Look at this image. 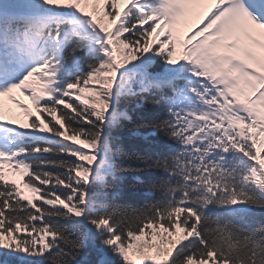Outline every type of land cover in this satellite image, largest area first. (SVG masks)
I'll return each instance as SVG.
<instances>
[{
    "label": "snow or ice",
    "instance_id": "snow-or-ice-1",
    "mask_svg": "<svg viewBox=\"0 0 264 264\" xmlns=\"http://www.w3.org/2000/svg\"><path fill=\"white\" fill-rule=\"evenodd\" d=\"M0 264H264V0H0Z\"/></svg>",
    "mask_w": 264,
    "mask_h": 264
},
{
    "label": "trees",
    "instance_id": "trees-1",
    "mask_svg": "<svg viewBox=\"0 0 264 264\" xmlns=\"http://www.w3.org/2000/svg\"><path fill=\"white\" fill-rule=\"evenodd\" d=\"M137 111L138 110H133L130 112V114L136 118ZM135 132L136 130L133 128V126H129L128 128L122 129L119 132L126 151L129 149L135 150V148L139 147L141 144V139L135 134ZM158 139L164 141L163 137H159ZM125 166L132 168L137 167L134 162L126 163ZM136 175H139L141 180L145 181V183L137 182L135 179ZM160 175V173L153 172L151 170L138 173H125L122 183V190L117 201L121 205V208L131 211L133 209L143 208L145 205L154 203L157 199H159L158 193L148 191V184L155 182ZM78 236L79 232L77 231L72 233L70 238L75 239ZM79 255L85 262H90L95 259V252L91 247L80 249Z\"/></svg>",
    "mask_w": 264,
    "mask_h": 264
},
{
    "label": "rangeland",
    "instance_id": "rangeland-1",
    "mask_svg": "<svg viewBox=\"0 0 264 264\" xmlns=\"http://www.w3.org/2000/svg\"><path fill=\"white\" fill-rule=\"evenodd\" d=\"M25 192H27V190L25 189Z\"/></svg>",
    "mask_w": 264,
    "mask_h": 264
}]
</instances>
